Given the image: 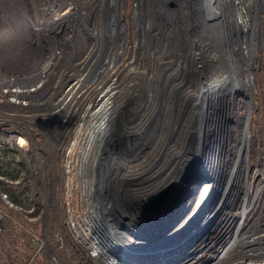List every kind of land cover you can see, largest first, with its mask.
<instances>
[{
	"label": "bare ground",
	"instance_id": "obj_1",
	"mask_svg": "<svg viewBox=\"0 0 264 264\" xmlns=\"http://www.w3.org/2000/svg\"><path fill=\"white\" fill-rule=\"evenodd\" d=\"M56 1L65 5L76 3L70 15L60 19L53 18L51 22V25L61 27L66 36L69 35L70 63H67L66 68L71 73L82 76V82L92 83L100 77L101 73H93L98 71L102 57L113 53L117 63L123 55L120 47L126 40V24L120 17L122 0H97L99 6L95 12L86 10L85 0ZM245 1L183 0L178 8H181L184 15L179 21L175 20L176 26L168 28V21L165 24L163 19L165 13L160 9L158 20L163 27L149 38L148 33L144 34L143 19L146 17L150 21L157 20L152 18L151 12L147 14L146 5V9L142 6L143 0L138 2L141 15L137 14L133 21L134 58L123 70V82H127V85L124 87L120 84L119 93L116 91L117 87L112 93H106V88L103 87L100 100L94 99L88 104L90 111L86 117V127L82 123L77 132V136H88V143L83 145L85 148H90L97 142L98 153L90 161L95 168L94 186H88L87 192L95 199L93 212L97 217L98 227H103L105 231L112 230L106 221L107 213L111 211V203L114 207L126 200L135 201L144 192H153L171 181L179 183V197L189 203L188 219L197 215L199 206L204 208L207 215L216 213L221 205L229 204V201L243 193L248 185L246 182L249 183L250 179L257 180L259 174L264 178V170L255 171L251 176L245 174L249 167L248 154L251 150L252 126L255 124H252L254 94L251 89L248 97L243 88L244 79H250L249 62L252 61V56L249 53L250 46L242 35L240 18L244 20L245 27H250L251 38L260 40L264 47L262 35L256 36V22L259 20L263 0L254 2L257 4L254 12L250 11ZM146 2L148 4V0ZM232 2L235 8L231 7ZM239 4L241 8L238 10ZM243 9H246L247 15L242 14ZM193 15L198 16L201 25L192 36L187 32V19ZM48 23L45 19L43 24ZM38 25L39 28L43 27L41 22ZM229 34L231 39H228ZM104 43L106 44L103 45ZM234 48L238 50L237 55L233 54ZM18 50L23 52L20 48ZM252 50L255 53L257 51L255 46H252ZM10 51L16 55L14 46L8 47L7 54ZM31 52L33 53L27 49L24 58ZM230 63L240 66L239 71L232 73ZM143 64L145 71L152 74L145 76L146 87L133 92L136 95L133 98L140 106L146 102V109L139 110L142 113L132 112L128 118L124 117L125 112L117 110L116 116L119 118L122 113L124 118L112 126L114 108L118 109L116 104L120 102L125 91L131 87L134 89L136 77L143 70ZM24 68L25 63L18 69ZM170 68L174 71L171 72ZM163 81L166 103L162 105V121L168 124L169 129L167 128L163 140H158L157 136L149 139L147 121L150 111L157 106L156 97ZM111 100L113 104L109 102ZM97 108L98 111H95ZM157 119L158 115L155 120ZM92 131L96 133L95 136L88 135ZM108 131L109 135L106 136ZM123 141L126 147L119 149V154L116 155L112 146ZM191 142L198 147L199 151L196 153L190 151ZM164 145L171 149L169 155L161 159L160 147ZM104 147V154L101 156ZM112 154L116 157L110 159ZM245 155L243 162L242 157ZM190 160L189 170L182 176V168ZM107 185H112L115 193L114 202L111 200V203L108 202L110 197L99 200L100 192ZM256 187L261 188L257 185Z\"/></svg>",
	"mask_w": 264,
	"mask_h": 264
},
{
	"label": "built area",
	"instance_id": "obj_2",
	"mask_svg": "<svg viewBox=\"0 0 264 264\" xmlns=\"http://www.w3.org/2000/svg\"><path fill=\"white\" fill-rule=\"evenodd\" d=\"M29 36L28 47L40 49L33 66H27L26 61L23 70L13 72L0 61V236L6 222L25 233L31 251L28 263L45 253L51 264H80L73 251L76 245L91 264H125L112 255L113 247L139 248L142 244L117 227L126 226L128 220L117 211L107 215L112 229L107 231L111 235L107 238L99 233L103 227H98L96 219L88 221L81 213L75 214L69 201L73 184L80 198H86V194L92 197L87 188H92L93 181L84 175L95 172L90 161L97 152V142L85 148L88 136H77V132L82 123L86 127L88 104L100 100L105 86L101 79L107 76H100L89 89L81 81L82 76L68 71L67 38L58 26L46 27L42 38L37 24ZM116 146H112L114 151ZM261 189L236 198L240 199L231 206L232 212L219 216L190 248L147 264H264V198L258 196ZM99 196L100 201L109 197L101 192ZM57 201L61 203L62 219L56 222L53 246L49 245L46 226L39 236L11 217L14 214L35 225L42 213L55 210L58 215ZM156 243L148 241L144 246Z\"/></svg>",
	"mask_w": 264,
	"mask_h": 264
},
{
	"label": "rangeland",
	"instance_id": "obj_3",
	"mask_svg": "<svg viewBox=\"0 0 264 264\" xmlns=\"http://www.w3.org/2000/svg\"><path fill=\"white\" fill-rule=\"evenodd\" d=\"M146 1L147 0H143L142 6L144 7V5H146L147 14H149L151 12L152 18L157 20V21H154L151 19V21H150V20L146 19V17H144L143 22H142V26L144 29V34L146 35L148 33L147 38L152 37V35H155L157 33V31H159L163 27V25L160 24V22L158 20L159 15H160V13H159L160 9L162 10L163 14L165 13L164 15L163 14L162 15H163V17H165V18H163L165 21V24L167 23L166 21H168V23H167V25H169L168 28L175 27L176 26L175 20L179 21V19H181L184 15V14H182L181 8H178L180 6L179 4H182L183 0L182 1H180V0H148V4ZM246 1L248 3V7H249L250 11L254 12L257 8V4L254 3L256 0H246ZM138 2H140V0H122V1H120V8H121L120 9V17L123 21H125V24H126V28H125V34H126L125 39L126 40H125V43H123L120 47V52H123L122 57L119 59L120 61L118 60L116 63L114 61L113 53L112 54L109 53L107 55L108 57H102V59H101L102 63H100L98 68H97L98 71L93 73L94 75L95 74L99 75V73H101L100 76H105V77L107 76L106 78L101 79V83L105 84L104 88H106V93H107V91L112 93L113 90H115L114 88H116V87L118 88V90H116V91L119 93L120 84L122 86L124 85V87L127 85V82L126 83H125V81L123 82V80L125 78L123 70H124V67L127 66L131 60H133L132 58H134L135 35H134L133 21H134L137 14L141 15V13L139 11L141 7L139 6L140 3H138ZM85 4H86V10L88 12H95L99 6V2L97 0H85ZM262 5H263L262 10L260 8L259 20L256 22V26H257L256 27V34H257L256 36L260 37L262 35V37H263L262 40H263V45H264V0L262 2ZM75 6H76V3H70V4L68 3L67 5H65L64 3L61 4V3H59V1H56V0H0V61H2V63L6 66L7 69H9L10 71H13V72H17L18 71L17 69L21 65H24V63L26 61H27V66H33L34 63L37 61V58H38V56H36L35 53L38 52L40 49L35 48V47H31V46L28 47V42L30 40L29 39L30 38V36H29L30 30L35 29L36 25L41 22L43 27L39 28V32L41 33L42 38H43L46 27L52 26L51 24H43L45 19L48 22H52L54 19H60L66 15H70L73 12V9L75 8ZM231 7L235 8L234 2H232ZM240 8H241V5L239 4L238 10ZM144 9H146V8L144 7ZM164 9L165 10L167 9V11L165 12ZM258 9H259V4H258ZM145 14H146V12H145ZM242 14L247 15L246 9L242 10ZM238 15H239V13H238ZM197 17L198 16L193 15V17L187 19V22H188L187 32L192 36L199 30V26L201 25V21ZM242 20L240 18V22H241V26H242L241 27L242 35H243L244 39L247 41L248 45L250 46L251 51L249 53L252 56V61L249 62L250 79H249V81L247 79H244V81H243V88H244L245 95H247L249 97V95L251 93V89H252L253 94H254V106H253V112H252V113H254V114H252V119L253 118L254 119H253L252 124H255V125L252 126L254 128L252 131L251 150H250V154H248L249 155V158H248L249 159V164H248L249 167L246 166L248 169L245 171L246 173L244 172L245 174H248L251 176V174L255 171H258V172L261 171L262 172L264 170V47L260 43L261 42L260 40H255V38H251V29H250V27H245V25H244L245 22H244V20L243 21ZM216 24H217V22H216ZM63 25L66 27V24H63ZM219 27H221V26H219ZM59 28L61 29V27H59ZM62 31H63V29H62ZM20 36H21V38H19ZM67 36H69V35H67ZM67 36H66V38H67L66 47L68 49V53H67L65 59H66L67 63H70V61L68 59V54L71 51V49L69 47L70 43H69V39ZM228 37H229L228 39H231L230 34L228 35ZM151 39L152 38H150V41H151ZM251 40L253 41V44H251ZM105 44L106 43H104L103 45H105ZM232 44L233 43L231 41V45ZM11 46H12V48L14 46L16 48V51H17V48H20L23 50V52H19V50H18L16 52V55H15V53L13 51H10V54H7V49H8V47H11ZM252 46H255V48L257 50L256 53L252 50ZM27 49L32 50L33 53L31 52L30 55L25 56V58H24V54L27 51ZM104 51H106V50H104ZM232 51H233L234 55L238 54V50L236 48H234ZM30 59H31V61H30ZM252 64H253V66H252ZM229 67H230V71H232V73H234L235 71L238 72L239 68H240V66L235 65V64L233 65L231 63L229 65ZM147 68H149V65H147ZM142 69L143 70H141L139 72L138 77H136L137 80H136L134 89H133V87H131L127 91H125L124 96H122V98H121L122 101L120 100L121 103L120 102L118 103V101H117L118 104H116V105H117L118 109L113 107L115 110V112H114L115 118L112 121V126L114 124H116L118 122V120H120V119L123 120L124 117H127V118L130 117V114L132 112H136L139 110L146 109V102L140 106V104L137 105V103L135 102V99L133 98V97H136V95H134L133 92H136L141 87H144V86L146 87L145 76L146 75L151 76V74H152L149 71H145L146 67L144 64L142 65ZM170 70H171V72L174 71L173 68H170ZM87 76H88V74H87ZM83 82H85V81H83ZM85 84L87 86H89V89L92 88V86H91L92 83H88V81H86ZM163 88H165L164 81L162 83V86H160V88H159L158 97H156V99H157L156 105L157 106L155 107V109L153 111H150V118L148 119V121L144 120V122L147 121L148 125H149V128H148L149 139L151 136L152 137L157 136L158 140L159 139L163 140L164 136L166 135V133L169 129L168 124H166V122L162 121L163 120L162 115L164 113L162 105L166 103L164 100ZM132 89H133V91H132ZM104 98H106L105 95H104ZM109 102L111 104H113L112 100ZM117 110H120V112H122V113L125 112V116L123 117L122 113H121L120 117L118 118L116 116ZM139 112L142 113L143 111H139ZM242 112H244V111L242 110ZM157 115H158V119L155 120ZM127 118H125V119H127ZM75 119L76 118H74L71 121V125H74ZM165 119H167V118H165ZM112 126H111V128H112ZM111 128H110V130H111ZM109 132L110 131H108L106 133V136H107V134L109 135ZM116 143H117L118 147L116 146V150L114 153L117 155V154H119V149H121V148L124 149L126 147V144L124 143V141L121 142V144H119V142H116ZM190 144H192L191 148H190L191 152L196 153L197 151H199L198 147L195 143L191 142ZM149 146L151 147V145H149ZM105 147H106V145H105ZM105 147H104L103 151H101V153H100L101 156L104 154ZM170 149H171L170 146H167V145L160 147V153H161L160 158L164 159L165 156L169 155ZM123 152L125 153V151H123ZM187 153L189 154L190 152H187ZM154 154H155V152L152 154V156H154ZM116 155L112 154V156H110V159L115 158ZM157 155H159V153ZM157 155H156V157H157ZM123 156H125V155H123ZM244 158H246V155L242 157L243 162H245ZM98 163H99V161H98ZM190 163H191V160L187 164H185L184 167L182 168V173H181L182 176H185L186 173L188 172L189 167H190L189 166ZM97 167H98V164L96 165V173H97ZM200 168H202V167H200ZM84 176L88 177V181H91V182L94 181V179H93V177H95L94 172H92V171H90L88 173L86 172ZM258 177H260V174L257 175V180L250 179V182H249L250 184L248 182H246V184H248V185L246 186L245 191L243 193H241L240 195H237L235 197V199L238 197L244 198L245 192L256 191V188H257L256 185L258 187H262L261 193L258 196L260 199H263L264 198V181H263L264 178H262V176H261L258 179ZM253 185L255 188L253 187ZM91 186L92 187L94 186L93 182L91 183ZM105 187H106V188H104L105 191L103 190L101 192L103 195H107V194H111V193L114 194V192L112 190L113 189L112 185H107ZM110 190H112V192ZM256 192H255V194H256ZM93 193H94V189H93ZM148 194H149L148 192H144V194H141V197H139V198L140 199L144 198ZM255 194H253V197H255ZM62 197H63V199H65L66 194L63 193ZM92 198H93V196L91 197V196H88L87 194H86V198L85 197L80 198L78 191L77 190L74 191V184H73L72 191L69 192V201L71 202V207H72L73 211H76L75 214L77 212L81 213L82 216L85 217V219H87L88 221H90L91 219H97L93 210L89 211V209H88V208H92L94 206V198L93 199ZM139 198H137L135 200L138 203L137 206H138V208L139 207L144 208L145 205H143L140 202ZM238 200H235V201L231 200V201H229V204L221 205L216 212L217 214H215V215L220 214V216H223V215L230 214L232 212L231 206H233V204L236 203ZM135 201L126 200L124 202H121V204L117 203L114 207L111 205V211L108 212L107 214L110 217L111 213L114 214L117 211V212H120L121 215L128 217L129 215L132 214L133 210L135 209L134 207H136ZM55 206L57 207L58 215L54 214L55 210L49 211L47 213V215H45V213H42L39 221L35 225H30L28 223H25V221L23 219H21L20 217L14 215V214H11V217L15 220L17 219V221L24 224L30 230L34 229V231L39 236L43 235L44 227L46 226V230H47L46 236H47V239L49 240L48 241L49 245L53 246L54 244L52 243V239H53V232L56 230V224H57L56 222L58 220L62 219V216H61L62 210H61L60 201H57ZM0 208L2 209L1 205H0ZM121 211H123L124 213ZM241 214L243 215L244 211H242ZM262 215H264V212H262ZM7 224H9V223L6 222L4 224L5 228H4L3 234L6 232ZM2 235L0 237H2ZM26 238H27V236H26ZM27 243H28V239H27ZM30 255H31V251H30ZM42 260H43V263L51 264L45 253L39 254L31 263H27V264H40L42 262ZM72 264H75V263L73 262Z\"/></svg>",
	"mask_w": 264,
	"mask_h": 264
},
{
	"label": "water",
	"instance_id": "obj_4",
	"mask_svg": "<svg viewBox=\"0 0 264 264\" xmlns=\"http://www.w3.org/2000/svg\"><path fill=\"white\" fill-rule=\"evenodd\" d=\"M180 193L178 184L168 182L144 198H139L144 208L139 209L135 201L136 207L133 206L135 209L129 218L120 214L128 220V224H116L117 227L128 231L131 239L142 244H138L139 248L114 246L112 255L125 264H147L164 256L178 254L198 242L220 214L207 215L204 208L199 206L197 215L186 219L189 203L179 197ZM114 195L109 194L110 203L111 200L114 202ZM99 233L107 238L111 236L103 229H99ZM154 240L158 243L147 248L144 246V243Z\"/></svg>",
	"mask_w": 264,
	"mask_h": 264
},
{
	"label": "trees",
	"instance_id": "obj_5",
	"mask_svg": "<svg viewBox=\"0 0 264 264\" xmlns=\"http://www.w3.org/2000/svg\"><path fill=\"white\" fill-rule=\"evenodd\" d=\"M0 247V264H27L30 260V249L25 233L10 222L7 224L6 232L0 237ZM73 251L80 264H91L76 245H73ZM40 264L47 263H43L42 260Z\"/></svg>",
	"mask_w": 264,
	"mask_h": 264
}]
</instances>
